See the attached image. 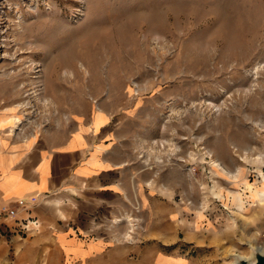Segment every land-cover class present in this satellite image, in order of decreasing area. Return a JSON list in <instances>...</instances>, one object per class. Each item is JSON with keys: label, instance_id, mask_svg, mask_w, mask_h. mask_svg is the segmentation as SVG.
Instances as JSON below:
<instances>
[{"label": "rangeland", "instance_id": "obj_1", "mask_svg": "<svg viewBox=\"0 0 264 264\" xmlns=\"http://www.w3.org/2000/svg\"><path fill=\"white\" fill-rule=\"evenodd\" d=\"M103 92L158 97L163 114L144 140L177 145L183 160L161 195L175 205L174 226L150 227L137 195L142 229L99 223L89 235L152 245L187 264L253 258L264 246V202L250 201L243 182L264 173V0H0V112L21 118L1 138H37ZM211 159L243 173L216 175ZM228 190L242 194V209L223 205L216 193ZM195 234L210 244L188 240ZM173 235L178 245L163 242Z\"/></svg>", "mask_w": 264, "mask_h": 264}, {"label": "crops", "instance_id": "obj_2", "mask_svg": "<svg viewBox=\"0 0 264 264\" xmlns=\"http://www.w3.org/2000/svg\"><path fill=\"white\" fill-rule=\"evenodd\" d=\"M93 95L67 124L34 139H0V264H187L176 255L155 254L152 245L89 235L99 224L95 215L126 209L133 192L150 227L174 226L175 205L162 204L161 195H170L179 171L170 165L154 175L136 154L149 122L163 114L158 97ZM193 236L188 240L210 244ZM163 242L179 244L174 235Z\"/></svg>", "mask_w": 264, "mask_h": 264}, {"label": "built area", "instance_id": "obj_3", "mask_svg": "<svg viewBox=\"0 0 264 264\" xmlns=\"http://www.w3.org/2000/svg\"><path fill=\"white\" fill-rule=\"evenodd\" d=\"M173 146L174 147H172L171 152H169L168 142L166 140L154 139L149 142H145L140 148L136 149V154L143 166L145 168L151 169L153 171V174L156 175L165 167L175 164L176 161L183 160L176 157V154L178 153V146ZM185 169L186 171H190L192 170V167L188 165ZM150 182L151 179L148 180L147 184H149ZM140 213V202L138 200L137 194L133 192L131 198L128 200V207L126 209L119 211L116 215L113 216L108 215L106 217H99V215H95L93 217V220L97 223L99 222L107 224L108 227H114L115 225H120L121 223H128V225L133 228L138 227L139 229H142V226L138 225L139 223H143V219L141 218ZM126 232V235H124L125 233H123L121 237L125 240L131 239V237L127 235H130V232L132 233L133 231L130 229Z\"/></svg>", "mask_w": 264, "mask_h": 264}, {"label": "bare ground", "instance_id": "obj_4", "mask_svg": "<svg viewBox=\"0 0 264 264\" xmlns=\"http://www.w3.org/2000/svg\"><path fill=\"white\" fill-rule=\"evenodd\" d=\"M79 66L82 70L85 71L86 74L89 73L85 65L80 62ZM260 67V66H258ZM63 74H67L65 70L62 72ZM21 123V118L19 115L16 114H9L6 112H0V132L5 133L6 136H10L13 134L17 128V126ZM1 139V137H0ZM3 142V141H1ZM258 158H260L258 156ZM208 164L211 167V170L214 174L216 175H226L229 178H232V180H238L239 177L242 175L243 171L242 168L236 167L234 171H228L226 170L219 161L216 159H211L208 161ZM244 185V193H246L247 197L250 199V201H258L260 204L264 202V173H261V180L254 182V183H249L247 181L243 182ZM217 196L222 200L223 205L228 209H230L231 206H235L238 209H242L244 206V201L241 198V193L238 190L234 191H226L224 192H217ZM195 227H197V224H195ZM257 249L264 251V246L263 247H258ZM236 260L240 258H248L250 262L254 261V258H252L250 255L248 256H243V255H237ZM184 260L182 258L179 259V263H183ZM234 264H237L236 261Z\"/></svg>", "mask_w": 264, "mask_h": 264}, {"label": "water", "instance_id": "obj_5", "mask_svg": "<svg viewBox=\"0 0 264 264\" xmlns=\"http://www.w3.org/2000/svg\"><path fill=\"white\" fill-rule=\"evenodd\" d=\"M254 261L250 262L247 258H240L236 260L237 264H264V251L255 248L253 250Z\"/></svg>", "mask_w": 264, "mask_h": 264}]
</instances>
